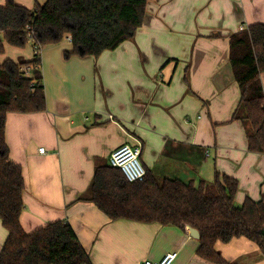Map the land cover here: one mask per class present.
<instances>
[{
    "label": "crops",
    "instance_id": "1",
    "mask_svg": "<svg viewBox=\"0 0 264 264\" xmlns=\"http://www.w3.org/2000/svg\"><path fill=\"white\" fill-rule=\"evenodd\" d=\"M15 1L29 9L43 3ZM256 23L264 24V0H149L136 36L99 58L66 59L69 40L44 47L47 109L9 112L6 121L10 158L26 181L25 231L68 222L92 264H142L170 252H177L173 264H216L198 255L190 230L112 220L80 197L98 162L110 163L123 144H140L142 163L157 179L198 184L219 171L238 179L237 204L264 199V153L249 149L244 122L233 118L241 90L230 60L231 34ZM29 43L5 42L0 64L33 59ZM261 80L264 86V72ZM7 237L0 218V253ZM216 249L231 262L264 264V252L245 237Z\"/></svg>",
    "mask_w": 264,
    "mask_h": 264
},
{
    "label": "trees",
    "instance_id": "2",
    "mask_svg": "<svg viewBox=\"0 0 264 264\" xmlns=\"http://www.w3.org/2000/svg\"><path fill=\"white\" fill-rule=\"evenodd\" d=\"M149 0H47L34 8L6 0L0 5V54L5 42L24 47L57 45L69 40L64 57L94 56L117 49L133 39L144 23ZM230 60L241 90L233 118L244 122L251 151L264 153V24L231 34ZM47 109L41 53L29 61L6 59L0 64V218L8 237L0 264H92L72 225L51 222L34 232L21 223L26 181L22 166L10 158L6 140L9 112ZM147 170V169H146ZM238 179L216 171L213 181L198 184L179 178L161 182L147 170L143 180L129 181L120 167L98 162L88 192L91 201L110 219L172 224L200 232L197 253L216 264H239L216 249L245 237L264 252V199L247 197L239 205Z\"/></svg>",
    "mask_w": 264,
    "mask_h": 264
},
{
    "label": "built area",
    "instance_id": "3",
    "mask_svg": "<svg viewBox=\"0 0 264 264\" xmlns=\"http://www.w3.org/2000/svg\"><path fill=\"white\" fill-rule=\"evenodd\" d=\"M244 27H242V30ZM35 53H41L42 49L39 46L34 47ZM142 146L140 144L131 145L123 144L116 148L110 157V164L120 167L124 175L129 181L143 180L147 174L146 167L140 158ZM41 153H45V147L39 149ZM177 257V252H170L164 255L159 261L148 259L142 264H173Z\"/></svg>",
    "mask_w": 264,
    "mask_h": 264
},
{
    "label": "water",
    "instance_id": "4",
    "mask_svg": "<svg viewBox=\"0 0 264 264\" xmlns=\"http://www.w3.org/2000/svg\"><path fill=\"white\" fill-rule=\"evenodd\" d=\"M190 233H191V235L193 236V237H195V238H200V232L198 231V229H196V228H191L190 229Z\"/></svg>",
    "mask_w": 264,
    "mask_h": 264
},
{
    "label": "rangeland",
    "instance_id": "5",
    "mask_svg": "<svg viewBox=\"0 0 264 264\" xmlns=\"http://www.w3.org/2000/svg\"><path fill=\"white\" fill-rule=\"evenodd\" d=\"M39 1H41V2H43V3H45L47 0H39ZM42 3V4H43ZM68 40H64V43H66ZM29 43V42H28ZM27 43V44H28ZM29 44H31V43H29ZM164 179V176H159V178H158V180L161 182L162 180Z\"/></svg>",
    "mask_w": 264,
    "mask_h": 264
}]
</instances>
